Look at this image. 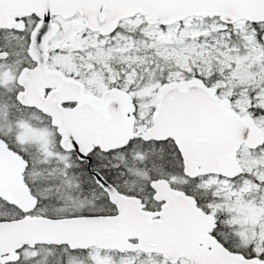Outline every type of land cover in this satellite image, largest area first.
<instances>
[{
	"label": "snow or ice",
	"instance_id": "1",
	"mask_svg": "<svg viewBox=\"0 0 264 264\" xmlns=\"http://www.w3.org/2000/svg\"><path fill=\"white\" fill-rule=\"evenodd\" d=\"M0 264H264V0H0Z\"/></svg>",
	"mask_w": 264,
	"mask_h": 264
}]
</instances>
